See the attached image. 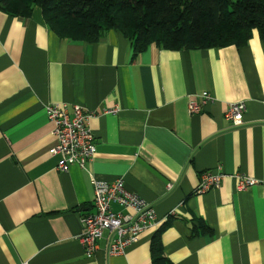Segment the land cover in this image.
I'll return each mask as SVG.
<instances>
[{"label": "crops", "instance_id": "obj_1", "mask_svg": "<svg viewBox=\"0 0 264 264\" xmlns=\"http://www.w3.org/2000/svg\"><path fill=\"white\" fill-rule=\"evenodd\" d=\"M204 92L216 102L192 114L191 97ZM238 101L247 111L234 125L225 114ZM57 103L94 114L97 153L86 169L62 172L50 153L47 106ZM218 166L223 185L196 193L201 174ZM237 175L260 183L239 191ZM119 179L154 207L158 224L121 255L108 256L102 240L89 258L81 216L93 210L94 180ZM0 264H264L260 32L240 46L154 43L138 53L116 29L74 41L40 7L30 17L0 10Z\"/></svg>", "mask_w": 264, "mask_h": 264}, {"label": "trees", "instance_id": "obj_2", "mask_svg": "<svg viewBox=\"0 0 264 264\" xmlns=\"http://www.w3.org/2000/svg\"><path fill=\"white\" fill-rule=\"evenodd\" d=\"M36 7L61 37L97 42L116 29L138 53L154 43L172 50L240 46L255 30L264 39V0H0L9 15L30 17Z\"/></svg>", "mask_w": 264, "mask_h": 264}, {"label": "built area", "instance_id": "obj_3", "mask_svg": "<svg viewBox=\"0 0 264 264\" xmlns=\"http://www.w3.org/2000/svg\"><path fill=\"white\" fill-rule=\"evenodd\" d=\"M216 98L209 92L191 97L189 109L192 114H199ZM117 109L108 112H115ZM247 105L244 101L231 102L227 106L225 118L229 123H244ZM107 112V111H106ZM47 113L54 125L53 136L56 144L50 153L58 158V170L68 172L73 166L86 169L97 153L95 135L89 122L94 115L80 105L72 108L66 103L49 104ZM225 174L218 166L201 174L196 189L198 194H206L223 185ZM237 189L243 191L260 183V180L248 175H237ZM95 199L93 210L82 213L84 231L80 241L86 255L92 258L99 250L102 240L106 241L108 256L121 255L126 249L137 243L143 234L158 224L154 207L138 194L129 191L125 182L94 180ZM168 188L171 190L173 184ZM119 209H114L115 207Z\"/></svg>", "mask_w": 264, "mask_h": 264}]
</instances>
